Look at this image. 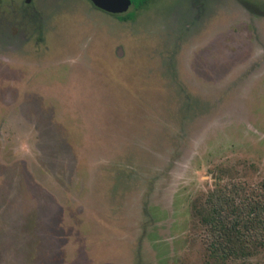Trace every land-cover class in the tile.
<instances>
[{
  "label": "rangeland",
  "instance_id": "1",
  "mask_svg": "<svg viewBox=\"0 0 264 264\" xmlns=\"http://www.w3.org/2000/svg\"><path fill=\"white\" fill-rule=\"evenodd\" d=\"M136 1L0 0V264H264L192 210L264 181V0Z\"/></svg>",
  "mask_w": 264,
  "mask_h": 264
},
{
  "label": "trees",
  "instance_id": "2",
  "mask_svg": "<svg viewBox=\"0 0 264 264\" xmlns=\"http://www.w3.org/2000/svg\"><path fill=\"white\" fill-rule=\"evenodd\" d=\"M136 2L139 7L147 0ZM192 210L209 258L244 259L264 248V181L255 186L217 181Z\"/></svg>",
  "mask_w": 264,
  "mask_h": 264
},
{
  "label": "water",
  "instance_id": "3",
  "mask_svg": "<svg viewBox=\"0 0 264 264\" xmlns=\"http://www.w3.org/2000/svg\"><path fill=\"white\" fill-rule=\"evenodd\" d=\"M89 2L103 11L117 13L127 9L130 0H89Z\"/></svg>",
  "mask_w": 264,
  "mask_h": 264
},
{
  "label": "flooded vegetation",
  "instance_id": "4",
  "mask_svg": "<svg viewBox=\"0 0 264 264\" xmlns=\"http://www.w3.org/2000/svg\"><path fill=\"white\" fill-rule=\"evenodd\" d=\"M109 15H118V14H113V13H108Z\"/></svg>",
  "mask_w": 264,
  "mask_h": 264
}]
</instances>
